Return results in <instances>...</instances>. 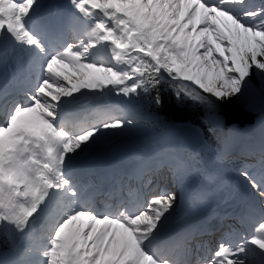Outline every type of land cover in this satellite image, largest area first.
Listing matches in <instances>:
<instances>
[{
  "label": "snow or ice",
  "instance_id": "1",
  "mask_svg": "<svg viewBox=\"0 0 264 264\" xmlns=\"http://www.w3.org/2000/svg\"><path fill=\"white\" fill-rule=\"evenodd\" d=\"M35 2L0 0V264H264V142L232 183L220 169L231 156L226 134L201 145L207 165L167 135L151 138L148 156L105 143L156 119L162 81L198 89L193 98L217 124V105L254 73L264 87V0H69L73 12L42 24L40 36L26 27ZM102 52L112 62L89 59ZM85 94L120 97L118 107L70 123ZM117 151H132L142 172L167 168L180 196L141 194L130 208ZM241 187L239 213L201 216L212 198L228 205Z\"/></svg>",
  "mask_w": 264,
  "mask_h": 264
},
{
  "label": "trees",
  "instance_id": "2",
  "mask_svg": "<svg viewBox=\"0 0 264 264\" xmlns=\"http://www.w3.org/2000/svg\"><path fill=\"white\" fill-rule=\"evenodd\" d=\"M220 105L223 109V118L227 122H235L237 124H240L247 122L250 118V115L243 111L241 105L236 101L235 98L220 103ZM163 108H165L163 109L164 113L169 117H173L178 120H189V118L192 119V115H190V113L186 111L185 108L181 105H176L175 103H173L172 105H167L164 103Z\"/></svg>",
  "mask_w": 264,
  "mask_h": 264
},
{
  "label": "rangeland",
  "instance_id": "3",
  "mask_svg": "<svg viewBox=\"0 0 264 264\" xmlns=\"http://www.w3.org/2000/svg\"><path fill=\"white\" fill-rule=\"evenodd\" d=\"M254 78L258 82V88L260 91L254 87V85L250 82V79L248 82H246L242 87V92L238 97H235L239 101L240 104H244L248 110L252 112H258L262 108H264V87H262L261 81L257 79L255 73ZM210 95V94H206ZM205 115L208 118V108L206 105ZM214 121V120H210Z\"/></svg>",
  "mask_w": 264,
  "mask_h": 264
},
{
  "label": "bare ground",
  "instance_id": "4",
  "mask_svg": "<svg viewBox=\"0 0 264 264\" xmlns=\"http://www.w3.org/2000/svg\"><path fill=\"white\" fill-rule=\"evenodd\" d=\"M25 70V68L24 67H22V71H24ZM21 73V72H20ZM22 74V73H21ZM263 124V126H264V122L262 123ZM134 149V148H133ZM135 150V152H136V149H134ZM130 153L133 155V152L132 151H130Z\"/></svg>",
  "mask_w": 264,
  "mask_h": 264
}]
</instances>
